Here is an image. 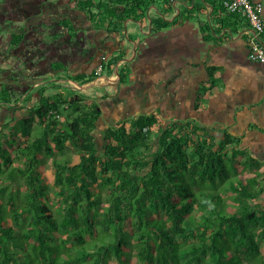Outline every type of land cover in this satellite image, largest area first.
Here are the masks:
<instances>
[{"label":"trees","instance_id":"1","mask_svg":"<svg viewBox=\"0 0 264 264\" xmlns=\"http://www.w3.org/2000/svg\"><path fill=\"white\" fill-rule=\"evenodd\" d=\"M32 84L0 82V264H264L263 185L238 140L140 114L99 147L98 100Z\"/></svg>","mask_w":264,"mask_h":264},{"label":"crops","instance_id":"2","mask_svg":"<svg viewBox=\"0 0 264 264\" xmlns=\"http://www.w3.org/2000/svg\"><path fill=\"white\" fill-rule=\"evenodd\" d=\"M254 1L264 17V0ZM248 31L220 0H1L0 82L27 97L28 82L34 92L65 87L103 65L98 86L115 88L97 95L107 129L131 113L192 124L216 142L229 134L243 177H260L264 205V66L248 58ZM62 86L48 93L89 94L90 86Z\"/></svg>","mask_w":264,"mask_h":264},{"label":"built area","instance_id":"3","mask_svg":"<svg viewBox=\"0 0 264 264\" xmlns=\"http://www.w3.org/2000/svg\"><path fill=\"white\" fill-rule=\"evenodd\" d=\"M1 1V0H0ZM156 2L159 0H146ZM175 4L180 0H167ZM229 13L237 14L249 24L247 36L248 58L250 61L264 66V42L261 38L264 33L263 4L254 0H220ZM103 65L96 70V82L103 83L106 78L102 76Z\"/></svg>","mask_w":264,"mask_h":264},{"label":"rangeland","instance_id":"4","mask_svg":"<svg viewBox=\"0 0 264 264\" xmlns=\"http://www.w3.org/2000/svg\"><path fill=\"white\" fill-rule=\"evenodd\" d=\"M76 83L77 85V82H71V81H68L67 82V85H65V87H63L64 89H67L66 87H73V88H77L74 84ZM105 84V82H103ZM78 85L80 86L81 84L78 83ZM77 85V86H78ZM93 85V86H92ZM78 86V90H83L81 88H79ZM89 87V90L88 91H85L86 93L89 92L88 94V97H90L91 99H96L98 100V93H101V94H110L112 93L115 88L113 85H106L104 87H100L98 86V83L96 81L92 82V83H89V84H85L83 87ZM92 86V87H91ZM70 89V88H68ZM117 90V89H116ZM9 112V113H8ZM8 112L7 111H3L0 110V123H3L4 121H7L9 120V114L12 112V110L8 109ZM134 113V112H132ZM129 114L131 113H128V114H125L123 115V117L121 118L122 121L121 122H118V124H121V123H124L126 122V124L129 123V119H130V116ZM117 123L115 122H112V126L114 127V125H118ZM98 126L94 132V135L97 136V143L99 145V147H102L105 140H104V135H105V130L107 129V124L105 123H101V121H99L98 123ZM154 133H157L158 131V128H155L154 130ZM154 139H155V136H154ZM70 152H73V150H71ZM44 182L48 183L49 185L52 184L53 182V179H54V168H53V165H52V161L49 160L44 166H43V176H42ZM263 250H264V247H263Z\"/></svg>","mask_w":264,"mask_h":264},{"label":"water","instance_id":"5","mask_svg":"<svg viewBox=\"0 0 264 264\" xmlns=\"http://www.w3.org/2000/svg\"><path fill=\"white\" fill-rule=\"evenodd\" d=\"M81 87H83L82 85H80Z\"/></svg>","mask_w":264,"mask_h":264}]
</instances>
